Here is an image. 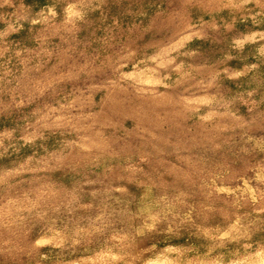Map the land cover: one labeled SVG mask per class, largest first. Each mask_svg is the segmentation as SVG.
I'll return each mask as SVG.
<instances>
[{
  "label": "rangeland",
  "instance_id": "rangeland-1",
  "mask_svg": "<svg viewBox=\"0 0 264 264\" xmlns=\"http://www.w3.org/2000/svg\"><path fill=\"white\" fill-rule=\"evenodd\" d=\"M0 264H264V0H0Z\"/></svg>",
  "mask_w": 264,
  "mask_h": 264
},
{
  "label": "trees",
  "instance_id": "trees-1",
  "mask_svg": "<svg viewBox=\"0 0 264 264\" xmlns=\"http://www.w3.org/2000/svg\"><path fill=\"white\" fill-rule=\"evenodd\" d=\"M45 249V248H44Z\"/></svg>",
  "mask_w": 264,
  "mask_h": 264
}]
</instances>
